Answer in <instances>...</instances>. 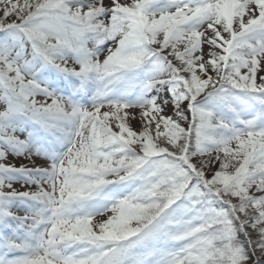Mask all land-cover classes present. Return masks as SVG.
Here are the masks:
<instances>
[{"label": "snow or ice", "instance_id": "6c2138e0", "mask_svg": "<svg viewBox=\"0 0 264 264\" xmlns=\"http://www.w3.org/2000/svg\"><path fill=\"white\" fill-rule=\"evenodd\" d=\"M0 264H264V0H0Z\"/></svg>", "mask_w": 264, "mask_h": 264}, {"label": "rangeland", "instance_id": "374dc122", "mask_svg": "<svg viewBox=\"0 0 264 264\" xmlns=\"http://www.w3.org/2000/svg\"><path fill=\"white\" fill-rule=\"evenodd\" d=\"M134 127H137L138 128V125L137 124H134Z\"/></svg>", "mask_w": 264, "mask_h": 264}]
</instances>
